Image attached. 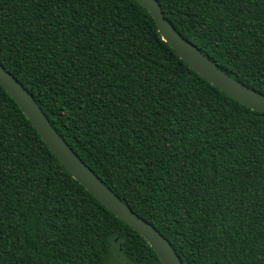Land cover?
<instances>
[{"label": "trees", "instance_id": "16d2710c", "mask_svg": "<svg viewBox=\"0 0 264 264\" xmlns=\"http://www.w3.org/2000/svg\"><path fill=\"white\" fill-rule=\"evenodd\" d=\"M264 94V0H158ZM0 65L182 264H264V113L194 71L136 0H0ZM162 264L0 85V264Z\"/></svg>", "mask_w": 264, "mask_h": 264}, {"label": "water", "instance_id": "95a60500", "mask_svg": "<svg viewBox=\"0 0 264 264\" xmlns=\"http://www.w3.org/2000/svg\"><path fill=\"white\" fill-rule=\"evenodd\" d=\"M136 1L152 15L163 40L194 71L230 98L252 110L264 113V94L249 88L230 76L207 57L196 45L184 38L174 28L173 24L165 18L158 0ZM0 85L15 100L49 149L76 181L108 210L137 231L153 248L162 264H182L180 257L170 241L152 224L136 214L82 161L78 154L73 151L53 127L34 97L2 65H0Z\"/></svg>", "mask_w": 264, "mask_h": 264}, {"label": "rangeland", "instance_id": "374dc122", "mask_svg": "<svg viewBox=\"0 0 264 264\" xmlns=\"http://www.w3.org/2000/svg\"><path fill=\"white\" fill-rule=\"evenodd\" d=\"M110 262H114L115 264H123V263H121L119 260H113L112 261V258L109 260Z\"/></svg>", "mask_w": 264, "mask_h": 264}]
</instances>
